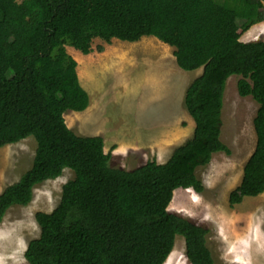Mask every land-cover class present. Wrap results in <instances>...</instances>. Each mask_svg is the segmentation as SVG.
Returning a JSON list of instances; mask_svg holds the SVG:
<instances>
[{"label":"trees","instance_id":"16d2710c","mask_svg":"<svg viewBox=\"0 0 264 264\" xmlns=\"http://www.w3.org/2000/svg\"><path fill=\"white\" fill-rule=\"evenodd\" d=\"M264 0H0V147L35 141L30 167L0 192V222L12 205L26 206L34 188L59 177L50 212L34 214L37 238L28 241V264H163L176 235L190 264H215L207 230L167 207L175 189L201 192L195 170L215 152L229 154L220 139L226 79L239 75V96H250L255 145L230 206L264 192V41H241L264 20ZM242 19V23H237ZM152 36L173 47L176 65L201 68L187 85L183 104L194 127L163 163L147 160L132 170L110 167L111 149L99 135L79 136L63 114L88 106L76 60L91 42H134ZM100 49V48H99ZM9 73V74H8Z\"/></svg>","mask_w":264,"mask_h":264},{"label":"rangeland","instance_id":"374dc122","mask_svg":"<svg viewBox=\"0 0 264 264\" xmlns=\"http://www.w3.org/2000/svg\"><path fill=\"white\" fill-rule=\"evenodd\" d=\"M239 39L264 41V20ZM66 51L75 58L80 54L70 46ZM172 51L145 36L134 42L94 38L91 51L80 54V85L88 94V106L80 112L65 111L63 117L75 134L101 136L105 152L112 147L110 167L132 170L147 160L163 163L192 134L194 124L183 96L202 69H180ZM239 78L230 75L223 93L220 139L229 154L215 152L207 165L197 167L203 190L175 189L167 209L207 230L206 245L215 264H264V192L232 206L228 203V193L239 183L255 145L252 119L258 105L250 96L238 95ZM34 150L32 137L0 147V192L30 167ZM72 177L65 168L59 177L37 185L26 206L6 210L0 222V264H28L24 250L39 235L34 214L50 212L59 201L61 185ZM163 264H190L181 235L175 236Z\"/></svg>","mask_w":264,"mask_h":264},{"label":"crops","instance_id":"0c3cea01","mask_svg":"<svg viewBox=\"0 0 264 264\" xmlns=\"http://www.w3.org/2000/svg\"><path fill=\"white\" fill-rule=\"evenodd\" d=\"M143 37H145V36H143ZM80 54H82V53H80ZM80 54L76 53V54H74V56H76V58L73 57L76 60V62H77L76 72H77L79 83H80V78H81L80 77V66L81 65L79 64V62L83 60L82 57H81L82 55H80ZM102 140H103V138H102ZM103 148H104V142H103Z\"/></svg>","mask_w":264,"mask_h":264},{"label":"bare ground","instance_id":"6f19581e","mask_svg":"<svg viewBox=\"0 0 264 264\" xmlns=\"http://www.w3.org/2000/svg\"><path fill=\"white\" fill-rule=\"evenodd\" d=\"M150 49V48H149ZM141 51V50H140ZM146 52V51H145ZM134 53V52H133ZM132 52H131V54H133ZM152 53V52H151ZM114 64V63H113ZM122 66H123V64H122ZM119 68V67H118ZM169 258V257H168Z\"/></svg>","mask_w":264,"mask_h":264}]
</instances>
